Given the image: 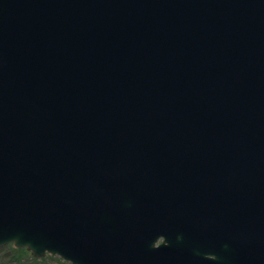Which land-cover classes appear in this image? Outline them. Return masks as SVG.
Listing matches in <instances>:
<instances>
[{"label":"water","instance_id":"95a60500","mask_svg":"<svg viewBox=\"0 0 264 264\" xmlns=\"http://www.w3.org/2000/svg\"><path fill=\"white\" fill-rule=\"evenodd\" d=\"M9 243L264 264V0H0Z\"/></svg>","mask_w":264,"mask_h":264},{"label":"rangeland","instance_id":"374dc122","mask_svg":"<svg viewBox=\"0 0 264 264\" xmlns=\"http://www.w3.org/2000/svg\"><path fill=\"white\" fill-rule=\"evenodd\" d=\"M13 248H23L21 253H14ZM0 264H72L56 254L45 252L34 256L26 247H15L13 243L0 246Z\"/></svg>","mask_w":264,"mask_h":264},{"label":"trees","instance_id":"16d2710c","mask_svg":"<svg viewBox=\"0 0 264 264\" xmlns=\"http://www.w3.org/2000/svg\"><path fill=\"white\" fill-rule=\"evenodd\" d=\"M14 253H21L23 250V248H13Z\"/></svg>","mask_w":264,"mask_h":264}]
</instances>
